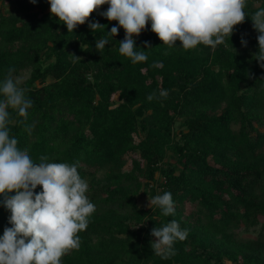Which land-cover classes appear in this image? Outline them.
<instances>
[{
    "label": "trees",
    "instance_id": "obj_1",
    "mask_svg": "<svg viewBox=\"0 0 264 264\" xmlns=\"http://www.w3.org/2000/svg\"><path fill=\"white\" fill-rule=\"evenodd\" d=\"M255 1L246 0L249 16L215 48L185 50L180 41L169 48L148 21L134 36L148 59L133 64L119 52L125 30L100 15L108 4L68 33L49 0H0V81L9 69L17 79L29 72L19 86L33 102L31 134L13 123L10 135L35 162L78 164L96 209L77 234L79 249L61 264H264V68L250 17L264 0ZM97 21L105 28L92 32L88 23ZM113 26L115 37L107 33ZM101 38L109 44L97 50ZM165 192L173 215L138 200ZM3 199L0 236L12 227ZM173 220L188 236L164 259L151 249L150 233Z\"/></svg>",
    "mask_w": 264,
    "mask_h": 264
},
{
    "label": "clouds",
    "instance_id": "obj_2",
    "mask_svg": "<svg viewBox=\"0 0 264 264\" xmlns=\"http://www.w3.org/2000/svg\"><path fill=\"white\" fill-rule=\"evenodd\" d=\"M30 2L36 4L37 0ZM49 3L51 14L66 25L68 33L83 25L102 5H110L100 15L118 21L125 30L119 52L133 64L148 59L144 50H137L134 40L148 21L151 31L164 45L171 48L180 41V46L188 50L198 44L212 48L223 44L233 34L234 26L249 16L245 12L246 0H49ZM250 17L259 33L255 59L264 68V8ZM88 27L92 32L105 28L98 21L89 22ZM118 31L113 26L107 33L115 37ZM108 44V38H101L95 47L103 50ZM241 44L247 45L243 36ZM144 48L152 47L145 42ZM161 66L160 62L152 65ZM13 71L9 69L0 81V195L4 197L3 206L10 211L8 222L12 225L0 236V264H61L63 255L79 249L81 241L77 234L86 230L88 218L96 209L86 195L89 185L79 175L78 164L50 162L48 156H40L39 162H35L27 149L18 148L17 138L10 135L9 126L13 123L22 125L29 134L33 129L27 123L33 102L25 96V89L19 86ZM167 95L166 90H160L159 97ZM154 98L156 93L147 97L149 101ZM10 110L21 119L13 120ZM37 186L42 187L39 193L35 192ZM152 205L159 207L164 216L175 212L170 192L149 200L147 206ZM150 234L154 237L150 242L154 254L167 259L175 255L174 243L184 241L188 230L181 229L173 220L154 227Z\"/></svg>",
    "mask_w": 264,
    "mask_h": 264
},
{
    "label": "rangeland",
    "instance_id": "obj_3",
    "mask_svg": "<svg viewBox=\"0 0 264 264\" xmlns=\"http://www.w3.org/2000/svg\"><path fill=\"white\" fill-rule=\"evenodd\" d=\"M260 4V1L259 0H256L255 1V5L257 6V5H259ZM9 8H11V6L9 5L8 6ZM9 8L7 9V10H9ZM16 10V9H15ZM17 11V10H16ZM28 76H29V72H24V73H22V74H20L19 75V77H18V79H19V81H23V80H25L26 78H28ZM178 125V124H177ZM176 125V126H177ZM180 126H177L176 127V132H178L179 130H180ZM259 130L261 131V132H264V123L263 124H260L259 125ZM177 134V133H176ZM176 137L178 138L179 137V135H176ZM136 140L138 141L139 140V137H136ZM126 169H129V168H131V160L129 159V162H128V164L126 165V167H125ZM139 202H140V204L141 205H144V206H147L148 205V202H149V200H151V197H149L148 195H146V194H140L139 195ZM241 237H243V238H245V239H247V238H254V237H256L257 236V233L255 234V233H252V232H243V231H241ZM227 264H229V262H227Z\"/></svg>",
    "mask_w": 264,
    "mask_h": 264
}]
</instances>
